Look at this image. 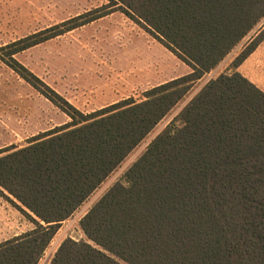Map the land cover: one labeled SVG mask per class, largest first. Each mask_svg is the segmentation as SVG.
<instances>
[{"label":"trees","instance_id":"1","mask_svg":"<svg viewBox=\"0 0 264 264\" xmlns=\"http://www.w3.org/2000/svg\"><path fill=\"white\" fill-rule=\"evenodd\" d=\"M11 44L0 61L71 120L0 150V195L34 229L0 244V264H39L61 224L100 188L193 85L259 26L264 0H108ZM124 13L191 72L84 114L14 57ZM264 41L258 31L238 69ZM82 218L50 264H264V92L235 71L209 81Z\"/></svg>","mask_w":264,"mask_h":264},{"label":"rangeland","instance_id":"2","mask_svg":"<svg viewBox=\"0 0 264 264\" xmlns=\"http://www.w3.org/2000/svg\"><path fill=\"white\" fill-rule=\"evenodd\" d=\"M107 4L108 0H0V46L59 26ZM261 30H264V18L250 36L193 85L86 203L61 224L39 264H50L67 239L91 243L81 228L82 218L116 183L126 185L127 171L160 133L170 124L182 127L181 111L209 81L237 70L234 61ZM14 58L84 114L129 99L140 103L150 89L191 72L120 11L27 49ZM251 80L258 84L255 73ZM70 122L65 113L0 61V144L4 149L24 148L33 137ZM0 205L6 208L0 210V238L4 234L11 237L21 218L34 229L33 223L1 195ZM9 215L14 216V225L10 227Z\"/></svg>","mask_w":264,"mask_h":264},{"label":"crops","instance_id":"3","mask_svg":"<svg viewBox=\"0 0 264 264\" xmlns=\"http://www.w3.org/2000/svg\"><path fill=\"white\" fill-rule=\"evenodd\" d=\"M254 68H255V71H254ZM236 71L239 72L241 75H243L245 78H247L249 81H251L253 84L255 83L251 80V78H252V75L255 73L256 82L258 83L255 85L264 92V41L247 58V60L239 66V68ZM4 147H5L4 145L0 144V150L4 149ZM2 208L6 209L4 205L3 207H1L0 205V210H2ZM9 217H10V222H9L10 223L9 227H10L14 225L12 222L14 221V216L9 215ZM32 230L33 228L31 227V225L25 222V220L21 218L19 221V225L13 228L14 233L12 234V236L7 237L6 234H4L3 238H0V244L10 239H13L15 237L21 236Z\"/></svg>","mask_w":264,"mask_h":264}]
</instances>
